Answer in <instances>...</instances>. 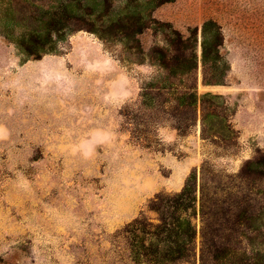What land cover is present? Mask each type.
Returning a JSON list of instances; mask_svg holds the SVG:
<instances>
[{"label": "rangeland", "instance_id": "1", "mask_svg": "<svg viewBox=\"0 0 264 264\" xmlns=\"http://www.w3.org/2000/svg\"><path fill=\"white\" fill-rule=\"evenodd\" d=\"M65 1L0 0V264H145L124 230L157 220L156 195L180 191L204 162L235 174L264 150V0H109L80 11L95 31L27 57L12 38ZM111 9L142 12V30L110 33ZM208 19L222 27L230 67L218 85L202 80ZM174 31L197 39L198 93L220 95L232 147L202 138L200 104L185 134L163 112L177 86L162 65Z\"/></svg>", "mask_w": 264, "mask_h": 264}, {"label": "trees", "instance_id": "2", "mask_svg": "<svg viewBox=\"0 0 264 264\" xmlns=\"http://www.w3.org/2000/svg\"><path fill=\"white\" fill-rule=\"evenodd\" d=\"M104 3L108 5L109 0L61 2L55 10H45L42 24L12 41L27 57L40 58L55 52L56 44L66 34L79 29L95 31L94 23L85 22L80 11L92 13L88 12L90 6L94 9V5ZM106 14L109 31L114 35L119 32L134 35L144 26L141 22L144 16L137 9H111ZM174 35L166 38L162 65L169 81L177 86L170 89L171 96L163 101L167 105L163 112L171 117L172 126L185 134L197 124L200 104L202 138L232 147L234 131L226 107L218 101L220 95L198 93L197 39L183 37L176 31ZM223 44L221 25L214 19L206 20L201 40L205 85L223 84L226 80L230 67L221 52ZM149 95L146 92V97L154 98ZM148 107L157 108L152 101ZM150 123L144 122L147 127ZM149 207L157 214L156 221L142 215L124 230L134 262L264 264V150H258L235 174L219 171L204 162L191 171L180 191L156 195Z\"/></svg>", "mask_w": 264, "mask_h": 264}]
</instances>
